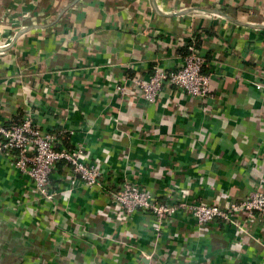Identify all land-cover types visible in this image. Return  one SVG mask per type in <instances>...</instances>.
Segmentation results:
<instances>
[{
    "label": "crops",
    "instance_id": "1",
    "mask_svg": "<svg viewBox=\"0 0 264 264\" xmlns=\"http://www.w3.org/2000/svg\"><path fill=\"white\" fill-rule=\"evenodd\" d=\"M73 1L0 0V48L24 27L45 26L0 52V121L29 113L56 135V148L81 147L100 165L107 190L126 179L161 199L224 203L264 186V30L213 15L160 17L148 0H76L61 14ZM155 2L164 13L208 7L264 23V0ZM195 32L209 97L192 99L167 83L147 103L132 79L173 70ZM72 177L58 165L50 183L58 198L46 203L0 152V264H202L204 253L209 264H264L262 216L248 222L256 241L240 256L229 252L232 228L214 225L197 238L182 216L155 241L148 216L112 221L106 190Z\"/></svg>",
    "mask_w": 264,
    "mask_h": 264
},
{
    "label": "built area",
    "instance_id": "2",
    "mask_svg": "<svg viewBox=\"0 0 264 264\" xmlns=\"http://www.w3.org/2000/svg\"><path fill=\"white\" fill-rule=\"evenodd\" d=\"M205 64V57L196 49L195 40L191 38L187 54L177 67L170 71L156 68L147 80L135 78L132 84L147 103H154L167 83L192 99L205 101L209 97L211 82L210 77L202 72ZM116 91L124 95L127 87L117 85ZM55 144L56 135L42 130L29 113L23 114L17 123L0 121V152L11 161L17 173L27 178L39 200L53 203L58 198L50 183L52 174L60 164L70 168L73 176L71 184L78 180L91 191L105 189L103 170L100 165L89 162L81 147L62 149L56 148ZM105 190L110 197L106 209L112 216L108 217L126 224L137 214L148 216L151 219L150 234L155 241L161 239L164 232H170L177 216L193 222L197 238L210 234L214 225L232 228L234 240L229 245V252L233 256H240L239 250L247 241H256L248 222L256 217H264V186L261 185L241 200L229 199L224 203H194L173 194L161 199L153 191L126 179L114 190ZM190 254L185 251L179 255L187 263L192 257ZM144 257L150 261L154 259V253ZM203 261L202 264H209L206 253L203 254Z\"/></svg>",
    "mask_w": 264,
    "mask_h": 264
},
{
    "label": "water",
    "instance_id": "3",
    "mask_svg": "<svg viewBox=\"0 0 264 264\" xmlns=\"http://www.w3.org/2000/svg\"><path fill=\"white\" fill-rule=\"evenodd\" d=\"M153 11L160 17H166V18H172V17H178V16H185V15H190V14H204V15H213V16H216L218 18H221L229 23H232L236 26H240V27H246V28H251V29H258V30H264V23H249V22H245L243 20H240V18H236L222 10H219L217 8H200V7H190V8H187V9H184V10H181L179 12H174V13H164L162 12L161 10H159L155 0H148ZM76 0L67 4L61 11V14L63 12H65L68 8H70L73 4H75ZM60 14V15H61ZM45 26L43 25H30V26H27V27H24L20 30H18L11 42L0 48V52H4V51H7L8 49H10L16 42V40L22 35L24 34L25 32L31 30V29H37V28H44ZM145 261V264L147 263L146 260Z\"/></svg>",
    "mask_w": 264,
    "mask_h": 264
},
{
    "label": "trees",
    "instance_id": "4",
    "mask_svg": "<svg viewBox=\"0 0 264 264\" xmlns=\"http://www.w3.org/2000/svg\"><path fill=\"white\" fill-rule=\"evenodd\" d=\"M224 11V10H223ZM205 34H207V35H209V33H208V31H206V30H204L203 31ZM199 34L197 33V32H195L194 33V40H195V46H196V49H199V41H197L198 40V38H199ZM191 43V39H189V40H187L186 42H185V44L183 45V46H181L177 51H178V53H179V55H180V57H181V59L184 57V56H186V54H187V45L188 44H190ZM206 65V64H205ZM204 65V66H205ZM203 70H204V67H203V69H202V72H203ZM22 260L23 259H13L12 260V262L15 264V263H21L22 262Z\"/></svg>",
    "mask_w": 264,
    "mask_h": 264
}]
</instances>
